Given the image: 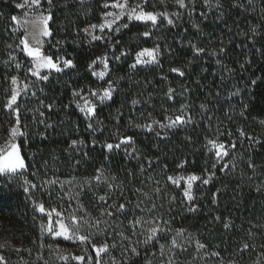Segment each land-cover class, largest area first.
<instances>
[{
    "label": "trees",
    "instance_id": "obj_1",
    "mask_svg": "<svg viewBox=\"0 0 264 264\" xmlns=\"http://www.w3.org/2000/svg\"><path fill=\"white\" fill-rule=\"evenodd\" d=\"M16 1L0 0V134L15 123L5 108L11 78L30 88L18 104L27 168L0 176V255L7 264H65L62 256L80 264L71 259L82 253L79 245L41 236L40 204L99 221L81 231L93 245L108 246L100 264H264V0H184V8L147 0V11L167 13L173 24L164 17L156 25L131 23L95 43L85 29L115 0H45L46 53L74 65L47 81L29 75L24 34L12 20ZM143 49H158L159 61L133 71ZM102 57L110 59L117 93L89 120L75 101L99 86L90 66ZM176 116L186 123L167 127ZM125 137L132 142L107 149ZM209 141L229 147L225 163H217ZM182 169L213 176L196 187L192 205L168 179ZM156 226L164 231L145 244ZM87 249L91 262L84 264H97Z\"/></svg>",
    "mask_w": 264,
    "mask_h": 264
},
{
    "label": "snow or ice",
    "instance_id": "obj_2",
    "mask_svg": "<svg viewBox=\"0 0 264 264\" xmlns=\"http://www.w3.org/2000/svg\"><path fill=\"white\" fill-rule=\"evenodd\" d=\"M49 3H51V0H48ZM144 2H147V0H144ZM179 7L184 8L186 7V4L184 3V0H176ZM40 5V0H24L23 3L18 4L17 7L25 8L29 7L32 8L33 6L38 9ZM105 7H111L113 9H119V13L115 12H106L105 13V23L101 24L99 26L92 25L91 27L93 29L99 28L100 32L103 33L105 27H107L109 30H112V25L116 23L117 20L121 19L125 14L128 16V19L130 20H137L142 22H151L153 25H156L158 22L159 17H164L167 20L168 24H173V20L168 17L167 13H152V12H146L143 10L140 4H137L135 6L129 7L127 0H123V2H120V0H115L114 3L111 5H105ZM108 17H112L111 20H108ZM12 20L14 22L19 23L17 17H12ZM51 20V15H44L43 13H38L33 18L28 21L26 20L25 24H30L32 27V31L30 33H27L21 40L20 44L23 46L22 50L26 52L27 56L31 58L32 62V68L29 69V72L32 76L37 77L38 79L42 81L48 80V75H41V70L47 69L49 71L55 70V72H61L63 71V68L61 66L54 62L51 56H46L42 51V45H43V37H49L51 36V31L48 28V22ZM123 27H127V25H123ZM116 32L120 31V28L117 27L115 29ZM150 32H144L143 36L148 37L150 36ZM29 36H31L33 44L29 43ZM91 39L93 41L96 40H106L107 38L104 36H97L95 34H91ZM119 43V41H117ZM198 51H203L202 49H199ZM158 54V49H143L136 55V61L131 65L132 68H136L137 65H149L156 62ZM121 55H126V53H122ZM115 59H119V57H115ZM103 64L104 68L108 69V59L105 57L103 58ZM64 67H74L71 60H65L63 62ZM92 66H90L91 68ZM173 71H178L176 69H173ZM93 75L98 76L100 79H104L106 72H92ZM183 75V73H180ZM12 85H16V88H13L11 91V95L9 96L5 108L9 111V113L14 117L15 124L11 127L10 132L8 135H6L2 142H0V174L6 175V176H18L23 173V171L27 168V165L25 163V160L20 152V145L16 142L17 137H24L25 133L21 130L19 127L20 125V107L18 106V101L23 93H27L29 89V85L27 83L23 84V88L21 90L20 86L18 85V79L16 77L11 78ZM112 87L111 83L109 82V87L105 88L103 90V93H97L96 91H92L90 95L92 97H99V101L102 103L105 99H111L112 98ZM32 95H35V93H32ZM83 99V106L80 107V111L82 113H85L89 116L95 115V105L92 104L87 98ZM50 107V106H49ZM186 123V118L183 116H176L174 119L170 118V123L167 125V127L174 128L178 125H183ZM163 126V125H162ZM91 127V125H89ZM149 131H151V127L148 128ZM244 133L241 132V135ZM251 140L252 138L249 137ZM132 142V137H125L121 139L120 143H117L115 145L113 144H107L106 147L109 151H111L113 148L120 149L122 144H129ZM258 142V141H257ZM75 143V141H73ZM211 144V149H215V156L218 159H222L223 157L228 155V151L225 150L224 144H218L215 141H209ZM232 148H235V144L233 143L231 145ZM127 151V149H125ZM224 167H227V165H224ZM252 167V165H250ZM96 180H100V176L95 177ZM169 180L172 181L173 184L179 186L180 180L185 179L184 177H180L179 179H173L172 177H168ZM200 179L199 177L195 175L188 176L186 178L187 182V189L184 191V196L187 197L189 201L193 199V197L190 195V190L192 188V184L194 181ZM50 184H56L58 181L52 180L48 181ZM67 183V182H66ZM204 184L208 183V180H203ZM63 189L64 185H60ZM32 187H36V185H32ZM27 190V189H26ZM63 199V197H61ZM101 200H104V197H100ZM71 200V197H69V202ZM106 202V201H105ZM139 207V205H137ZM155 207V205L153 206ZM40 213H45L47 216V224L41 225V236L43 235H51L54 239L55 238H63L66 241H73V242H79L80 244H85L86 242H90V236L81 234V230L84 227H87L89 232H91L92 229L96 228L99 221H96L95 223H91L87 218L85 217H78L74 211H70L67 216L64 215L62 211H57L55 208L51 210L45 209L43 204H40L38 209ZM124 210V205L121 204L119 206V211ZM194 208H189V211H194ZM53 213H55L56 220L53 221ZM111 215V213H109ZM135 223H140L139 220H137ZM165 224L167 221L164 222ZM150 235L145 239L144 243L148 244L152 240H154L159 232H163L164 229L160 228L159 226L152 227L150 230ZM172 244L174 247L180 248L181 246L176 244V241L173 240ZM92 247L95 249V254L97 258V264H100V256L101 253H104L108 250V246L105 244L101 247H96L95 245H92ZM200 247H203V245H200ZM248 245H244V249H247ZM183 250V249H181ZM19 251V250H17ZM134 253H136V249L132 250ZM138 254V253H136ZM216 255H219L218 253ZM63 261H65V264H67L69 257L68 256H62L60 257ZM73 260L80 262V264H84L85 257L84 256H74L72 257ZM0 264H7V261L5 260L3 255H0ZM170 264V262H169Z\"/></svg>",
    "mask_w": 264,
    "mask_h": 264
},
{
    "label": "rangeland",
    "instance_id": "obj_3",
    "mask_svg": "<svg viewBox=\"0 0 264 264\" xmlns=\"http://www.w3.org/2000/svg\"><path fill=\"white\" fill-rule=\"evenodd\" d=\"M44 1H45V0H40V5H39V8H38V9H36L34 6H33L32 8H29V7L20 8V7H18V9H19V15L17 16V19H18L19 23L15 22V25H16L17 29H19V31H21V32L24 34V36H25L27 33H30V32L32 31V27H31V25H30V24H25V23H24L26 20L30 21V20L33 18V16H35V15L38 14V13H43V14L46 15V16H47V15H50V10H49L47 7L44 6ZM23 2H24V0H17V1H16V5L21 4V3H23ZM114 2H115V1L109 2V3H107V5H111V4L114 3ZM120 2H123V0H120ZM127 3H128V5H129V7H132V6H135V5H137V4H140L144 11H146V12H152V11H147V10H146V2H144V0H127ZM109 11H111V12H115V13H119L120 10H119V9H113V8H111V7H105V12H104V14H103V16H102L101 22L98 23V24H93V25H97V26H99V25H101V24H104V23H105V13H106V12H109ZM152 13H158V12H152ZM160 18H161V17L158 18V21L160 20ZM107 19H108V20H111L112 17H108ZM50 22H51V20H49V22H48V28H49V29H50ZM131 23L152 24L151 22H147V23H145V22H142V21L134 20V19H133V20H130V19H128V16L125 14L121 19L117 20L116 23L112 25V30H109L107 27H105L104 32L101 33L98 27H97L96 29H93V28L91 27L92 25H90L89 27H87V28L85 29V34H86V36H87V38H88V41H89L90 43H95V42H98V41H103V42H105L106 40L111 39V38L114 36V34L118 33V32L115 31V29H116L117 27H119V28H120V31H122V30L125 29V27H123V25H125V24L128 25V24H131ZM120 31H119V32H120ZM91 34H95V35H97V36H104V37H106L107 39H106V40H96V41H93V40L91 39ZM24 36H23V37H24ZM42 39H43L42 51H43V53H44L46 56H49L48 53H46V47H47L48 41H49V39H50V36H49V37H43ZM29 43H30V44H33V43H34V42L32 41V39H31V36H29ZM21 46H22V45H21ZM22 48H23V46H22ZM150 50H151V49H150ZM23 52H24V51H23ZM24 54L27 56L26 52H24ZM27 57H28V56H27ZM28 58L31 60L30 57H28ZM103 58H105V57L99 58V59H97V60L93 63V65H92V67H91V71H92V72H93V71H95V72L105 71V72H106V75H105L104 79H100L98 76H95V75L92 74L93 77L98 81L99 86L96 87V88H92V89L90 88V89H88V90H87L86 92H84V93H79V94L77 95V97H76V101H75L76 106L79 108V110H80V107L83 106V99H82V98H87L92 104H94V105L96 106V107H95V115H94V116L86 115L85 113H82V112L80 111V112H81L86 118H88L89 120L94 119L95 116H96V111H97L100 107H102L103 105H106V104L110 103V102L112 101V99L114 98L115 94L117 93V87L113 84V81H110V80H109V73H110L109 63H110V59H109L108 57H106V58L108 59V69H105V68H104V64H103V62H102V61H103ZM159 58H160V52H159V50H158V54H157V58H156V62H155V63L149 64V65H137L136 68H133V71H135V70H137V69H142V68H147V67L154 66V65H156V64L158 63ZM52 59H53V58H52ZM53 61L56 62V63H58V64L61 66V68H63V70L70 68V67H67V68L64 67V64H63L64 61H63V60H58V61H56V60L53 59ZM135 61H136V58H135ZM134 63H135V62H134ZM31 65H32V62H31ZM32 66H33V65H32ZM31 68H32V67H31ZM51 73H56V72H55V70H51V71H49V70H47V69L41 70V75H48V77H49ZM29 75H30V77L33 78V79H38L37 77L32 76V75L30 74V72H29ZM15 77L18 79V85L20 86L21 90H22V88H23V84H25V83H27V84L29 85V88H30V81L26 82V81L22 80L19 76H15ZM38 80H40V79H38ZM109 82L111 83V87H112V89H113V91H112V98H111L110 100H109V99H105V100L101 103V102L99 101V97H98V96H97V97H92V96L90 95V93H91L92 91H96L97 93L102 94V93H103V90H104L105 88H108V87H109ZM16 87H17L16 85H12V83H11V91H12L13 88H16ZM28 90H29V89H28ZM24 94H25V93H23V91H22V95H21L20 99L23 97ZM20 99H19V101H20ZM19 101H18V104H19ZM19 119H20V118H19ZM169 123H170V119L167 121V124H166V125H169ZM14 124H15V123H14ZM13 126H14V125H13ZM161 126H162V125H161ZM19 127L21 128V123H20ZM10 129H11V128H10ZM10 129H9V131H8L7 134H0V142H2L3 138H4L6 135L9 134ZM20 138H21V137H17V139H16V142H17L18 144H19V140H20ZM217 143H218V142H217ZM218 144H223V143H218ZM224 145H225V144H224ZM225 150H227L228 153H229V147H228L227 145H225ZM212 151L215 152V149H212ZM227 156H228V155H227ZM227 156L223 157L222 159H218V158L216 157L217 163H218V164L225 163V160H226ZM191 175H195V176L199 177L200 179H198V180H196V181L193 182V184H192V188H191V190H190V195L193 197V199H192L191 201H189V200L187 199V197L184 196V191L187 189L186 178H187L188 176H191ZM0 176H5V175L0 174ZM171 177H172L173 179H179L180 177H184V178H185V179H183V180H180V185H179V186L173 184L171 180H169V181H170V183H171L172 185H174V186H176V187H178V188L183 187V196H184L186 202H187L189 205H192L193 202H194V195H195V189H196V187H198L199 185H207V184L209 183V181L212 179L213 176H212V175H206V176H204V175H199V174H195V173L188 172V171H186L185 169H182V170L178 171L177 173H175L174 175H172ZM205 179L208 180V183H207V184H204V183H203V180H205ZM38 207H39V205L37 206V209H38ZM45 209H46V208H45ZM47 210H48V209H46V211H47ZM57 211H58V210H57ZM37 212H38V214H39L40 216H42V217L45 218V223H44V224L46 225V224H47V216H46V214H45V213H40L38 210H37ZM64 215H65V214H64ZM65 216H66V215H65ZM55 220H56L55 213H53V221H55ZM81 234H84L83 231H81ZM46 236H49V237L53 238L51 235H47V234H46ZM53 239H54V238H53ZM54 240H62V241H65V242H68V243H71V244H74V245H79V246L82 248V253H81L80 255H77V256H84V257H85V260L88 259V262H91V259L88 257V249H87V246H88V245H91L92 250L95 252V249L92 247L93 244H92V240H91V239H90V242H86L85 244H80L79 242H73V241H66V240H64L63 238H55ZM94 245H95L96 247H101V246H103V245H105V244L99 243V244H94ZM106 252H107V251H106ZM106 252L101 253L100 260H101V257H102ZM95 255H96V254H95ZM72 257H74V256L72 255V256H71V259H72ZM72 260H73V259H72ZM74 261H75V260H74ZM76 262H78V261H76ZM84 262H85V261H84ZM78 263H80V262H78Z\"/></svg>",
    "mask_w": 264,
    "mask_h": 264
}]
</instances>
